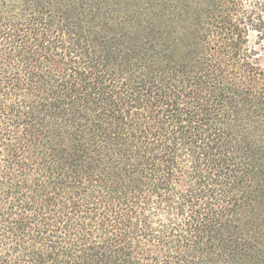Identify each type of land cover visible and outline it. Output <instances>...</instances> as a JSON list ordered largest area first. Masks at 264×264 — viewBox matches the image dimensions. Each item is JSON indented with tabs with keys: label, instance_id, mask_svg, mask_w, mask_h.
<instances>
[{
	"label": "trees",
	"instance_id": "obj_1",
	"mask_svg": "<svg viewBox=\"0 0 264 264\" xmlns=\"http://www.w3.org/2000/svg\"><path fill=\"white\" fill-rule=\"evenodd\" d=\"M262 0H0V264H264Z\"/></svg>",
	"mask_w": 264,
	"mask_h": 264
},
{
	"label": "rangeland",
	"instance_id": "obj_2",
	"mask_svg": "<svg viewBox=\"0 0 264 264\" xmlns=\"http://www.w3.org/2000/svg\"><path fill=\"white\" fill-rule=\"evenodd\" d=\"M264 2V0H262ZM263 15H264V9H263Z\"/></svg>",
	"mask_w": 264,
	"mask_h": 264
}]
</instances>
